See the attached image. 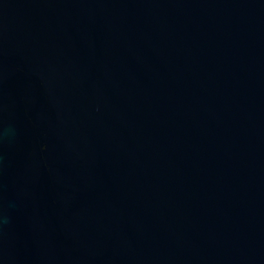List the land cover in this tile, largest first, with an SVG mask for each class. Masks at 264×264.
Returning <instances> with one entry per match:
<instances>
[{"label": "water", "instance_id": "1", "mask_svg": "<svg viewBox=\"0 0 264 264\" xmlns=\"http://www.w3.org/2000/svg\"><path fill=\"white\" fill-rule=\"evenodd\" d=\"M0 264H264V0H0Z\"/></svg>", "mask_w": 264, "mask_h": 264}]
</instances>
